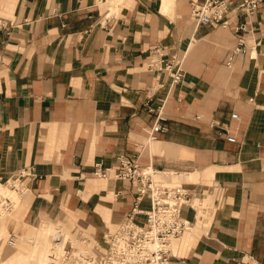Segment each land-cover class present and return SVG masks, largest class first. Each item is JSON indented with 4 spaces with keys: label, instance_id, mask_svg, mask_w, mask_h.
Returning <instances> with one entry per match:
<instances>
[{
    "label": "crops",
    "instance_id": "1",
    "mask_svg": "<svg viewBox=\"0 0 264 264\" xmlns=\"http://www.w3.org/2000/svg\"><path fill=\"white\" fill-rule=\"evenodd\" d=\"M205 1L0 0L16 23L0 31V183L38 174L0 218L7 245L20 238L0 240V264H45L36 243L54 231L66 248L104 250L136 205L150 208L132 181L94 174L122 154L193 194L170 264H264V6L240 13L235 1L227 24L197 25Z\"/></svg>",
    "mask_w": 264,
    "mask_h": 264
},
{
    "label": "built area",
    "instance_id": "2",
    "mask_svg": "<svg viewBox=\"0 0 264 264\" xmlns=\"http://www.w3.org/2000/svg\"><path fill=\"white\" fill-rule=\"evenodd\" d=\"M235 1H237L235 9L240 13H252L264 6V0H206L203 4L194 5L192 18L197 25L227 24V14ZM15 26L14 21L0 17V31L9 33V30ZM238 31H247L246 24H240ZM246 50L245 38L241 36L233 53ZM153 53L160 56L161 50L155 48ZM181 63V60L174 63L176 69L171 73L173 82L182 79L184 71ZM172 65L173 63L166 66V70L172 71ZM155 67L156 63L149 64L150 69ZM232 117L238 118V114L233 113ZM154 128L157 131L162 129L160 125ZM227 140L236 142V138L232 135H228ZM93 172L102 179L132 181L137 188V201L142 200L147 194L150 195V208L142 210L136 205L112 231L105 235V249L98 248L90 264H170L173 257V240L181 238L192 227V223L184 218L182 212L183 207L194 206L193 194L188 189L180 187L156 185L155 170L151 166H143L138 156L122 154L112 166L96 163ZM37 177L35 168L29 167L20 170L4 182L10 180L13 189L25 192L28 180ZM9 204L8 200L4 201V205ZM139 215H144L143 222L137 220ZM17 238V235H11L9 242H15Z\"/></svg>",
    "mask_w": 264,
    "mask_h": 264
},
{
    "label": "bare ground",
    "instance_id": "3",
    "mask_svg": "<svg viewBox=\"0 0 264 264\" xmlns=\"http://www.w3.org/2000/svg\"><path fill=\"white\" fill-rule=\"evenodd\" d=\"M5 186V183H0V206L4 208L6 206L4 205V201L9 200V203L13 204L14 209L20 202L24 192L13 189V187L5 188ZM5 211L6 213L9 212L7 210ZM0 240H2V233H0ZM40 243L42 245V258L44 262L49 261L50 264H90L91 258L95 255V252L90 253L77 250L68 257H65L62 247L64 245V239L61 236L56 237L54 233L44 234V238Z\"/></svg>",
    "mask_w": 264,
    "mask_h": 264
},
{
    "label": "rangeland",
    "instance_id": "4",
    "mask_svg": "<svg viewBox=\"0 0 264 264\" xmlns=\"http://www.w3.org/2000/svg\"><path fill=\"white\" fill-rule=\"evenodd\" d=\"M6 184V186H5V188H9V187H11L10 186V184H11V181H9V182H7V183H5ZM1 190V189H0ZM9 201V200H8ZM5 210H7V211H9V212H7L6 213V211ZM11 210H13V204H9L8 206H5L4 208L2 207L1 208V206H0V218H2V217H4L6 214H8V213H10L11 212ZM53 234V233H52ZM54 235H56V237H58V236H60V234H56V232L54 231ZM7 237H8V234L7 235H5L4 236V238L2 239V241H3V243H4V245L6 244V248H9V249H14V247L16 248V246H17V242L19 241L18 239H20L19 238V236H18V238H17V241H16V244L15 245H7ZM43 238H44V235L42 236V240H43ZM41 241H38L36 244H37V246H38V248L34 251V256L35 257H37L36 259H38V261H39V263L40 262H42V263H49V261H47V262H44V260H43V253L41 252L42 250H41V248H42V245H41V243H40ZM71 245H72V243H70ZM65 245V244H64ZM64 245L62 246L63 247V254H64V256L65 257H68L69 255H71L72 253H74L75 251H77V250H80V251H84L83 249H79L78 248V246H76V248L77 249H71V248H69V245H67V248H66V245H65V247H64ZM85 252V251H84ZM28 262H27V260H26V257H19V259H18V261H17V264H27Z\"/></svg>",
    "mask_w": 264,
    "mask_h": 264
}]
</instances>
